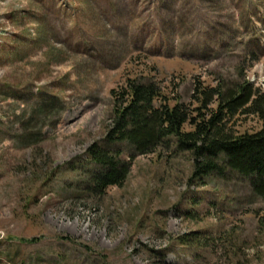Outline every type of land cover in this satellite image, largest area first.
Here are the masks:
<instances>
[{
	"label": "rangeland",
	"instance_id": "374dc122",
	"mask_svg": "<svg viewBox=\"0 0 264 264\" xmlns=\"http://www.w3.org/2000/svg\"><path fill=\"white\" fill-rule=\"evenodd\" d=\"M139 75L187 103L199 82L263 88L264 0H0V264H264V200L236 179L189 186L188 154L81 192L72 167Z\"/></svg>",
	"mask_w": 264,
	"mask_h": 264
},
{
	"label": "trees",
	"instance_id": "16d2710c",
	"mask_svg": "<svg viewBox=\"0 0 264 264\" xmlns=\"http://www.w3.org/2000/svg\"><path fill=\"white\" fill-rule=\"evenodd\" d=\"M193 90L187 103L143 75L112 89L111 123L103 139L86 152L89 169L72 167L81 173V192L104 196L110 187L123 185L135 157L161 150L188 154L189 186H217L218 180L236 179L264 200V87L240 76L231 82L219 79L212 86L199 82ZM46 97L47 104L59 100L56 95ZM248 116L256 117L260 128L237 131L236 120Z\"/></svg>",
	"mask_w": 264,
	"mask_h": 264
}]
</instances>
